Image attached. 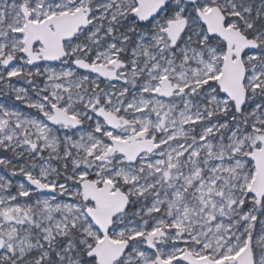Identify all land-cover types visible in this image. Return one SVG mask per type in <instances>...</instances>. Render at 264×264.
Masks as SVG:
<instances>
[{
	"label": "rangeland",
	"instance_id": "obj_1",
	"mask_svg": "<svg viewBox=\"0 0 264 264\" xmlns=\"http://www.w3.org/2000/svg\"><path fill=\"white\" fill-rule=\"evenodd\" d=\"M212 1L240 19L264 21V1L255 9L254 0ZM176 5L184 11L180 0ZM22 6L34 22L87 7L91 24L65 42L67 58L29 65L19 32ZM136 6V0H0V150L7 151H0V264H97L86 257L103 236L86 214L95 205L82 199L85 179L111 181L129 196L109 231L130 245L115 264H156L187 249L230 258L249 239L256 264H264V197L255 203L248 159L264 135V29L256 34L261 47L244 58L248 94L238 113L216 84L224 49L208 45L199 19L192 21L197 30L172 48L167 12L144 25ZM75 60L112 70L119 64L117 79L80 70ZM163 77L178 88L169 98L155 93ZM54 107L81 126L50 123ZM98 110L121 124L109 127ZM139 133L159 148L134 163L108 154L113 140L131 144ZM27 178L53 193L32 188Z\"/></svg>",
	"mask_w": 264,
	"mask_h": 264
},
{
	"label": "water",
	"instance_id": "obj_2",
	"mask_svg": "<svg viewBox=\"0 0 264 264\" xmlns=\"http://www.w3.org/2000/svg\"><path fill=\"white\" fill-rule=\"evenodd\" d=\"M169 1L136 0L137 6L134 15L140 23H144L153 19L155 15L165 8ZM184 1L189 3L197 2V0ZM21 12L25 19V26L19 31L24 34L22 52L27 56L29 65L49 62L59 63L68 55L65 51V42L74 38L79 33L80 28H87L90 24V13L87 7H80L74 12L69 11L52 15L37 22L31 19L32 13L27 7L22 6ZM197 16L200 17L202 24L207 28L208 35L222 38L226 44L227 48L223 57L222 71L216 78V84L218 90L231 100L235 110L241 113L248 94V89L245 86L248 67L243 55L246 50L250 51L256 48L257 41L254 38H247L246 35L239 33L233 27H225V16L221 9L216 6L208 11L198 9ZM166 28L167 37L171 41L170 45L174 47L180 39L179 37L186 30V21L185 19L172 20ZM38 42L41 46L34 50ZM10 62L12 61H8V63ZM74 64L80 70L98 73L103 79L110 81L117 79L116 70L118 64L113 70L107 69L106 65L101 64L85 65L78 61L74 62ZM160 82V86L155 90V93L160 96L169 98L178 90L166 77H163ZM96 114L113 129H117L121 124L119 116L111 115L107 111L98 110ZM47 119L50 123L64 124L72 128L81 126L77 118L72 117L65 110L58 107H54L52 116ZM139 137H141V140L136 141ZM129 140L133 142L128 144V141L113 140V146L108 154L110 155L114 152L122 153L128 163H134L139 159L140 154L144 152L150 154L159 148L155 139L149 138V140H146L144 133L134 135ZM259 142L260 147L254 148L248 153V159L252 161L255 168V176L250 185V191L256 197V204H259L264 197V135L259 136ZM26 182L40 192L53 193L51 187L40 183L37 179L27 178ZM81 193L84 201L90 200L94 203L95 207H88L86 214L103 236L90 249L87 257L95 258L97 264H115L124 257L130 245L128 240L114 241L110 238L109 231L114 225V218L125 211L131 204L129 196L124 191H121L120 188H116L111 181L99 185L90 179L82 181ZM4 243L5 239L0 238V250L3 249ZM176 261H181L185 264H256L254 250H252V239L247 241L240 253L230 258L213 259L209 255L197 257L187 249L174 259L165 260L158 257L156 264H173Z\"/></svg>",
	"mask_w": 264,
	"mask_h": 264
},
{
	"label": "flooded vegetation",
	"instance_id": "obj_3",
	"mask_svg": "<svg viewBox=\"0 0 264 264\" xmlns=\"http://www.w3.org/2000/svg\"><path fill=\"white\" fill-rule=\"evenodd\" d=\"M174 1L175 0H170L166 5H165V8L162 10V11H160L157 15H155V17H153V19H155L156 18V16H158V15H160L161 14V12H164V11H166L167 12V14H168V17L171 19L170 21H172V20H177V19H185V21H186V30L184 31V33L179 37L180 39L178 40V42H177V44L176 45H178V43H181L183 40H184V37L187 35L188 36V34H190V33H192L193 31H196L197 30V27H196V25L195 24H192V21H193V19L194 18H197V19H199V26H201V28H202V30L204 31L203 32V34L205 33L206 34V37H208V45H210V44H218V46L219 47H222L223 49H224V55H225V52H226V44H225V42L223 41V39L222 38H219V37H214V36H210V35H208V33H207V28L202 24V22H201V19H200V17L199 16H197V11H198V9H202L203 11H208L210 8H212V7H214V6H216V7H218V8H220L221 9V11H222V13H223V15L225 16V20H224V25H225V27H229V28H231V27H233V28H235L236 30H238L239 31V33H243L244 35H246L247 36V38H249V39H255L256 41H257V45H256V48H258L259 46L261 47V45H260V42H259V40H258V38L256 37V34L258 33V32H263V29H264V26H263V28H259V25H257L256 24V22L252 19L251 20V17L250 18H248L247 20H244V19H240L239 17H237V16H235L234 14H232V13H229V11H228V9L227 8H225L222 4H220V1L218 2V1H212V0H197V2L196 3H189V2H185L184 0H180V2L181 3H183V5L185 6V9H184V11L183 12H179L180 10H179V6H174ZM190 4H192V5H194V6H191ZM207 5V9H204V7ZM209 6V7H208ZM87 10H89L88 8H87ZM89 13H90V16H91V10H89ZM32 16V15H31ZM253 17V16H252ZM260 19H262V17L261 16H259L256 20H258V21H260ZM150 20H152V19H150ZM89 21H90V17H89ZM139 21V20H138ZM147 21H149V20H147ZM146 21V22H147ZM169 21V22H170ZM246 21H248V23L250 24L248 27H247V24H246ZM146 22H144V23H141V24H144L145 25V23ZM168 22V23H169ZM90 24H91V21H90ZM89 24V25H90ZM262 24H264V21H263V23ZM168 25V24H167ZM89 27V26H88ZM81 29V28H80ZM82 29H85V28H82ZM123 29L124 28H121V30L123 31ZM79 33H80V30H79ZM78 33V34H79ZM77 34V35H78ZM76 35V36H77ZM75 36V37H76ZM200 36L201 35H198V36H193V38H200ZM144 40H147V42H146V44H147V46L149 47V49H150V44H151V42H149V40H148V37L147 36H145V38H144ZM170 40V39H169ZM68 41V40H67ZM170 43H171V41H170ZM65 45H66V43H65ZM131 46L133 45V46H135L134 44H130ZM175 45V46H176ZM144 46V44H142V48H144L143 47ZM171 46V45H170ZM174 46V47H175ZM174 47H172V48H174ZM200 47H202V46H200ZM255 49V48H254ZM151 50L153 51V52H155V50L153 49V47L151 48ZM65 51H66V49H65ZM247 50L244 52V55H243V57L245 58V55L247 54ZM67 53V52H66ZM138 56V60H137V62H138V64L139 65H141L142 64V61H141V55H137ZM67 57H68V55H67ZM67 57H65V58H67ZM64 58V59H65ZM63 60V59H62ZM77 60H75L74 62H76ZM73 62V63H74ZM78 62H81V61H78ZM223 62V61H222ZM81 63H83V64H85V65H91V64H88V63H84L83 61L81 62ZM245 63H246V61H245ZM247 64V63H246ZM103 65H105V64H103ZM119 65V64H118ZM107 66V65H106ZM115 67H116V65H115ZM118 68V67H117ZM107 69H109L108 67H107ZM83 70V69H82ZM112 70V69H111ZM89 71V70H88ZM117 71V70H116ZM261 101H262V104H263V106H264V98L263 97H261Z\"/></svg>",
	"mask_w": 264,
	"mask_h": 264
},
{
	"label": "trees",
	"instance_id": "obj_4",
	"mask_svg": "<svg viewBox=\"0 0 264 264\" xmlns=\"http://www.w3.org/2000/svg\"><path fill=\"white\" fill-rule=\"evenodd\" d=\"M260 1H264V0H254L253 2H251L252 3V6H253V9H255L256 8V6L259 4V3H261ZM191 6H194V5H192V4H190ZM254 20L255 22H256V24L257 25H259V28H263V25L264 24H260V22L258 21V20H256L255 18H253V17H251V20ZM260 21H262V19H260ZM239 115V114H238ZM1 151V150H0ZM6 153L7 151H1V153ZM7 154V153H6ZM83 256H84V254H83ZM87 257V256H86Z\"/></svg>",
	"mask_w": 264,
	"mask_h": 264
}]
</instances>
